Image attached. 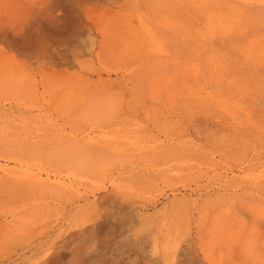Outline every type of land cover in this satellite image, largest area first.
Masks as SVG:
<instances>
[{"label":"rangeland","instance_id":"374dc122","mask_svg":"<svg viewBox=\"0 0 264 264\" xmlns=\"http://www.w3.org/2000/svg\"><path fill=\"white\" fill-rule=\"evenodd\" d=\"M0 264H264V0H0Z\"/></svg>","mask_w":264,"mask_h":264},{"label":"bare ground","instance_id":"6f19581e","mask_svg":"<svg viewBox=\"0 0 264 264\" xmlns=\"http://www.w3.org/2000/svg\"><path fill=\"white\" fill-rule=\"evenodd\" d=\"M259 1H260V0H259ZM244 2H245V1H244ZM256 3H257V2H256ZM230 5H231V4H230ZM262 5H263V3H262ZM231 6H232V5H231ZM233 10H234V9H233ZM235 10H236V8H235ZM234 12H235V11H234ZM210 13H211V12H210ZM210 13H209V14H210ZM230 13H232V12H230ZM235 13H237V12H235ZM209 14H208V15H209ZM232 14H233V13H232ZM237 14H238V13H237ZM208 15H207V16H208ZM234 15H236V14H234ZM232 16H233V15H232ZM238 16H239V15H238ZM239 18H241V17H239ZM236 20H238V19H236ZM238 21H239V20H238ZM238 23H239V22H238ZM238 26H239V25H238ZM239 27H240V26H239ZM244 27H245V26H244ZM240 28H241V27H240ZM245 28H246V27H245ZM238 30H239V29H238Z\"/></svg>","mask_w":264,"mask_h":264}]
</instances>
